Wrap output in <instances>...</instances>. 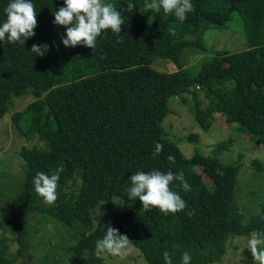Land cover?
Returning a JSON list of instances; mask_svg holds the SVG:
<instances>
[{
	"label": "trees",
	"instance_id": "1",
	"mask_svg": "<svg viewBox=\"0 0 264 264\" xmlns=\"http://www.w3.org/2000/svg\"><path fill=\"white\" fill-rule=\"evenodd\" d=\"M10 2L0 0V24L7 19L4 10ZM107 2L122 11L120 43L106 30L94 49L66 48L61 42L66 29L53 23L63 0H32L35 36L24 45L0 41V119L11 96L31 93L34 100L15 111L12 120L19 134L36 136L42 143L20 148L26 177L5 207V225L18 245L16 251L20 254L27 246L34 214L62 225L73 238L66 247L67 264H106L95 255V242L107 227L127 235L146 264H165L164 251L170 253L172 264H181L185 251L191 254L190 264L218 262L231 238L264 234V204L246 220L240 212L235 198L239 164H225L218 157L235 139L215 144L211 155L194 151L185 156L166 137L163 122L171 110L170 98L189 102L190 93L188 109L201 129L208 130L220 114L228 126L235 125L237 134L264 136V0H191L195 10L184 22L162 10L144 12V0ZM128 3L135 5L133 12L123 11ZM233 13L245 48L215 50L196 73L189 72L181 59L183 50L206 52L205 32L211 26L227 28ZM33 44L48 46L43 57L30 51ZM157 58L169 60L174 69L153 67ZM26 116L27 123L21 125ZM188 139L195 141L198 135ZM157 142L164 147L154 157ZM168 155L175 157L174 164ZM58 167L63 168L58 199L46 205L34 190L33 178ZM152 170L183 172L191 190L185 192L175 181L170 187L187 202L184 211H144L137 199L131 201L132 210L106 211L94 225L92 211L101 201L112 196L130 201L129 177ZM203 174L213 184L207 185ZM192 210L195 214L189 216ZM7 248L8 239L0 237V264H13L17 257Z\"/></svg>",
	"mask_w": 264,
	"mask_h": 264
},
{
	"label": "rangeland",
	"instance_id": "2",
	"mask_svg": "<svg viewBox=\"0 0 264 264\" xmlns=\"http://www.w3.org/2000/svg\"><path fill=\"white\" fill-rule=\"evenodd\" d=\"M227 26L225 29L211 26L205 32L203 41L207 48L206 52H200L195 48L183 50L181 59L189 72L196 73L200 64L206 61V57L213 55L215 50L238 52L245 48L236 13L232 14ZM152 66L164 71L174 69L169 60L161 58H157ZM187 94L189 102H182L177 96L169 100L171 110L163 122L166 137L178 146L185 156L191 155L194 151L211 155V149L215 144L228 138L235 139L231 149L222 152L218 157L225 164L235 161L239 164L235 198L246 220L258 212L264 204V136L260 139L237 134L235 125L228 126L220 114L215 115L213 125L208 130L201 129L188 109L192 98L190 93ZM32 100L34 96L31 93L11 96L7 102L6 112L0 119V237L4 236L8 239L7 253L17 255L13 264H67L69 255L66 253V247L73 238L66 233L62 225L42 220L32 214L27 246L20 254L16 251L18 247L16 241L5 225L7 201L16 195L26 177V161L19 154V150L22 146L31 147L33 144H42L36 136L27 139L19 134L12 120L14 112L24 109ZM198 100L201 106L206 105V99L202 93L198 94ZM27 121L26 116L21 125H25ZM190 134L198 135V139L189 140ZM203 175L207 185L213 184L207 175ZM133 206L134 202L112 196L108 201H101L92 211L93 223L96 225L100 222L106 211L125 212L132 210ZM69 218L72 219V217ZM251 235L231 238L223 258L210 264L252 263L251 252L245 247ZM101 259L106 264H146L147 262L140 249L133 244H131L130 253L123 259L111 255H105Z\"/></svg>",
	"mask_w": 264,
	"mask_h": 264
},
{
	"label": "clouds",
	"instance_id": "3",
	"mask_svg": "<svg viewBox=\"0 0 264 264\" xmlns=\"http://www.w3.org/2000/svg\"><path fill=\"white\" fill-rule=\"evenodd\" d=\"M134 9L135 5L128 3L123 11L133 12ZM143 9L144 12L151 10L156 13L162 10L166 16L173 14L180 22H184L187 14L195 10L191 0H150V2L144 0ZM4 11L7 19L0 24V41L7 40L9 43L18 42L24 45L28 38L35 36L37 13L32 0H11ZM53 15V23L66 29L61 39L66 48L82 45L94 49L97 38L106 30H111L119 37L118 43L123 41L122 11L117 10L114 4L107 0H63V6L59 7ZM47 48L46 44H33L30 51L43 57ZM163 147V144L157 142L153 156L159 155ZM167 160L170 164L175 163V157L172 155H168ZM62 171L63 168L58 167L51 174L37 172L33 178L34 190L46 205H53L58 199L57 188ZM128 181L130 182V187L126 189L128 199L130 201L138 199L144 211L155 208L168 215L187 208V202L170 187L175 181L178 182L177 186L185 192L191 190V185L186 181L183 172L137 171L129 177ZM194 214L195 210L188 212L189 216ZM245 247L251 252L254 264H264V234L252 233ZM130 251L131 240L113 227H107L103 237L95 242L97 257L111 255L123 259ZM163 258L165 264H172V257L168 251L163 252ZM191 259V254L185 251L182 253L181 264H190Z\"/></svg>",
	"mask_w": 264,
	"mask_h": 264
}]
</instances>
